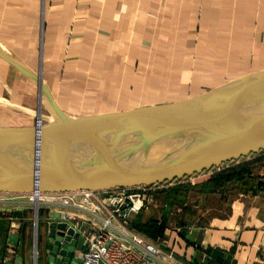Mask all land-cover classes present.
<instances>
[{
    "label": "crops",
    "instance_id": "0c3cea01",
    "mask_svg": "<svg viewBox=\"0 0 264 264\" xmlns=\"http://www.w3.org/2000/svg\"><path fill=\"white\" fill-rule=\"evenodd\" d=\"M0 47L40 72L71 117L171 103L264 71V0H0ZM157 73L162 84L185 85L166 87L182 92L177 99L109 107L118 97L135 101L139 92L132 89ZM0 98L35 113L39 106L36 85L1 58ZM35 121L27 113L0 127ZM30 208L24 198L0 203V264L16 256L33 264ZM49 214L42 209L43 223ZM240 223L233 215L210 227L169 230L161 244L187 264H264V227ZM10 234L18 236L16 245ZM41 250L39 264H47Z\"/></svg>",
    "mask_w": 264,
    "mask_h": 264
},
{
    "label": "water",
    "instance_id": "95a60500",
    "mask_svg": "<svg viewBox=\"0 0 264 264\" xmlns=\"http://www.w3.org/2000/svg\"><path fill=\"white\" fill-rule=\"evenodd\" d=\"M36 85L34 125L0 127V193L109 191L154 185L264 150V71L171 103L68 116L40 72L0 47ZM53 121L39 122L43 100ZM264 185V180L259 181ZM49 214L47 264H72L83 238ZM9 239L18 236L10 234ZM16 256L14 262L20 264Z\"/></svg>",
    "mask_w": 264,
    "mask_h": 264
},
{
    "label": "rangeland",
    "instance_id": "374dc122",
    "mask_svg": "<svg viewBox=\"0 0 264 264\" xmlns=\"http://www.w3.org/2000/svg\"><path fill=\"white\" fill-rule=\"evenodd\" d=\"M143 72L147 71L143 70ZM173 78H176V76ZM124 79L129 86L134 82L128 74ZM145 79L149 83L146 82L145 86L139 85V87L135 86L132 89L137 90L136 94L139 92L135 101L124 102L118 97L113 99V104L109 103V107L123 108L126 106H139L141 103H156L157 101L177 99V96L181 95L182 92L171 93L166 87L178 86L182 88L185 86L182 83L162 84L160 80L163 79L159 77V73L154 78ZM138 80L142 81L140 77ZM120 83L121 85L123 84L122 81ZM118 87L120 86L115 88ZM192 89H195V85H193ZM109 101L112 100L109 99ZM23 112L8 105L0 106V125L18 121L23 115L27 114L26 111ZM40 113L41 115L50 114L43 110L42 107ZM42 119L43 123L48 122L44 117ZM261 153L263 152L261 151ZM260 180H264V156L256 155L253 157L248 155V157L244 156L238 160L225 162V164L208 171L155 184L145 190V196H147L145 205L134 214L132 219L133 224L138 218L140 223L148 219L154 220L152 223L156 225L157 235L152 236L149 232H142L134 228L137 232L144 235L146 239L157 244L162 242V239L166 236L165 233L169 230L183 232L194 226L210 227L218 219L226 220L230 217L232 218L233 215L238 218L242 226L264 227V185L259 184ZM30 209L32 210L31 215L34 217V209ZM41 214L42 210H39V223L35 221V224L38 225L37 237L35 238L34 234L32 239V241L35 240L36 242V251L38 252L36 262L38 264L42 258V246L47 247L50 241ZM34 230L35 225L33 226L32 224V233L35 232Z\"/></svg>",
    "mask_w": 264,
    "mask_h": 264
},
{
    "label": "built area",
    "instance_id": "2783aa9c",
    "mask_svg": "<svg viewBox=\"0 0 264 264\" xmlns=\"http://www.w3.org/2000/svg\"><path fill=\"white\" fill-rule=\"evenodd\" d=\"M152 186L115 188L104 192L35 190L25 195L0 193V203L8 202L11 197L26 199L34 209L36 222L39 221V210L58 214L57 221L72 228L86 246L87 251H75L72 264H187L175 255L173 249L161 242H151L133 228L132 218L145 205V190ZM32 251L33 264H36L38 252Z\"/></svg>",
    "mask_w": 264,
    "mask_h": 264
},
{
    "label": "trees",
    "instance_id": "16d2710c",
    "mask_svg": "<svg viewBox=\"0 0 264 264\" xmlns=\"http://www.w3.org/2000/svg\"><path fill=\"white\" fill-rule=\"evenodd\" d=\"M258 155L259 156H264V154L261 153V152L258 153L257 156ZM152 222H154V220L148 219L147 221H145L143 223H140V220L138 218L137 221H135V223L133 224V228L135 227L139 231L149 232L152 236H156L157 235V233H156L157 232V228H156V225H154ZM160 231H161V229H160Z\"/></svg>",
    "mask_w": 264,
    "mask_h": 264
},
{
    "label": "bare ground",
    "instance_id": "6f19581e",
    "mask_svg": "<svg viewBox=\"0 0 264 264\" xmlns=\"http://www.w3.org/2000/svg\"><path fill=\"white\" fill-rule=\"evenodd\" d=\"M43 100V99H42ZM43 103H45V100H43ZM6 105H8V106H11L12 108H15V109H17L18 111H20V112H23V111H26L27 113H29L31 116H33V113H34V115H36V113L34 112V110L33 109H29V108H27V109H25V107H22L21 109H19L20 107H18L17 105H15V104H12V103H10L9 101H5V100H3V99H1L0 98V106H6ZM25 110H24V109ZM45 108H47V107H45ZM23 109V110H22ZM45 113V112H44ZM11 114V113H10ZM42 117H43V115H41ZM45 118H46V120L47 121H53V117L49 114H47V115H45L44 116Z\"/></svg>",
    "mask_w": 264,
    "mask_h": 264
}]
</instances>
